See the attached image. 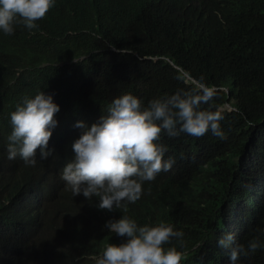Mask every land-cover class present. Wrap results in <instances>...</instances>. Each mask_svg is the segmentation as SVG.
<instances>
[{
  "label": "trees",
  "instance_id": "16d2710c",
  "mask_svg": "<svg viewBox=\"0 0 264 264\" xmlns=\"http://www.w3.org/2000/svg\"><path fill=\"white\" fill-rule=\"evenodd\" d=\"M37 27L0 31V264H96L123 239L104 227L122 215L183 233L167 247L180 264H233L218 240L258 239L235 264H264V0H54ZM204 83V109L222 115V137L162 131L171 169L142 183L135 203L109 211L74 196L62 171L72 143L116 97L153 99ZM44 91L60 110L35 166L7 158L11 113Z\"/></svg>",
  "mask_w": 264,
  "mask_h": 264
},
{
  "label": "clouds",
  "instance_id": "9594fccd",
  "mask_svg": "<svg viewBox=\"0 0 264 264\" xmlns=\"http://www.w3.org/2000/svg\"><path fill=\"white\" fill-rule=\"evenodd\" d=\"M53 4L54 0H0V31L11 35L21 23L29 30L36 28V22ZM215 95V89L199 83L193 90L153 99L146 108L131 93L114 98L98 122L90 126L84 121L76 123L82 132L72 143L74 155L63 168L62 180L74 196L83 194L88 200L98 197L100 209L112 211L121 208L124 201L135 203L142 195L144 181L171 169L172 161L163 159L166 148L157 144L162 131L170 137L180 132L201 137L209 130L223 136L220 112L201 107ZM59 110L53 96L44 91L34 98L25 97L11 113L7 158L19 156L26 165L35 166L39 149L40 157L47 159L52 154L48 144ZM104 227L125 239L108 244L96 264H180L177 248L164 245L174 237L182 238L183 233L169 224L141 226L122 215L108 220ZM218 246L230 252L235 264L241 256L255 253L261 244L258 239L249 241L247 247L234 244V237L227 234L218 240Z\"/></svg>",
  "mask_w": 264,
  "mask_h": 264
}]
</instances>
